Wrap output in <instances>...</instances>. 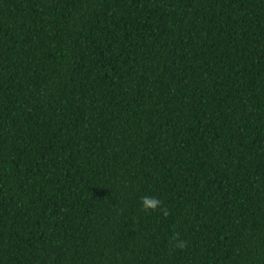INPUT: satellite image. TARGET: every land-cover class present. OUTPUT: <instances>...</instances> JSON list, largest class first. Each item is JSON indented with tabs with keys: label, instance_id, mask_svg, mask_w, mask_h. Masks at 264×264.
Wrapping results in <instances>:
<instances>
[{
	"label": "trees",
	"instance_id": "obj_1",
	"mask_svg": "<svg viewBox=\"0 0 264 264\" xmlns=\"http://www.w3.org/2000/svg\"><path fill=\"white\" fill-rule=\"evenodd\" d=\"M0 264H264V0H0Z\"/></svg>",
	"mask_w": 264,
	"mask_h": 264
},
{
	"label": "clouds",
	"instance_id": "obj_2",
	"mask_svg": "<svg viewBox=\"0 0 264 264\" xmlns=\"http://www.w3.org/2000/svg\"><path fill=\"white\" fill-rule=\"evenodd\" d=\"M140 203H141L142 210L145 212L161 210L164 216L168 215V212L162 209L163 202L157 197L150 196V195L142 196ZM177 240H178V234L174 235L172 239V243H174V246L176 248L186 247V242L184 241L177 242Z\"/></svg>",
	"mask_w": 264,
	"mask_h": 264
}]
</instances>
